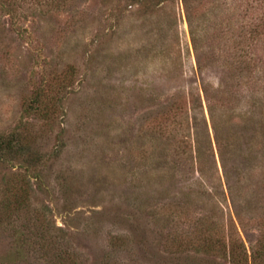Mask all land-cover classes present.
<instances>
[{
  "label": "rangeland",
  "instance_id": "obj_1",
  "mask_svg": "<svg viewBox=\"0 0 264 264\" xmlns=\"http://www.w3.org/2000/svg\"><path fill=\"white\" fill-rule=\"evenodd\" d=\"M190 7L76 0L0 20V133L41 158L0 168V201L13 179L33 190L0 209V264H231L199 247L204 218L226 244L262 240L264 15ZM37 96L47 113L27 111ZM42 226L59 236L49 255L22 244Z\"/></svg>",
  "mask_w": 264,
  "mask_h": 264
},
{
  "label": "trees",
  "instance_id": "obj_2",
  "mask_svg": "<svg viewBox=\"0 0 264 264\" xmlns=\"http://www.w3.org/2000/svg\"><path fill=\"white\" fill-rule=\"evenodd\" d=\"M76 0H0V20L3 17H9L11 20L23 21L30 17H36L38 15L44 14V7H50L51 10L54 8L66 9L73 5ZM192 0H184L189 12L191 11ZM235 0H232V2ZM239 1V6L246 5L247 12L254 11L258 15H264V0H236ZM255 28L259 26L254 25ZM257 33V31H254ZM195 31H192L194 35V42H196L197 37ZM248 56V54L242 55L241 58ZM246 61V60H244ZM244 63L243 61H241ZM51 101H42L40 96L33 99L27 106V111H34L36 113H47L51 105ZM28 137L19 132L12 133H0V168L2 167H14L17 163L20 165L17 168L23 169L24 166L20 164L21 160L27 159L28 165L25 170L33 167V165H38L41 162V158L38 154H35L33 150L26 143ZM190 148H181V153L178 152V156L186 155ZM185 153V154H184ZM28 156V157H27ZM20 162V163H19ZM30 166V167H29ZM22 178L13 179L11 184L7 187L5 191L4 198L0 201V209L5 208L6 211L11 213H18L22 211L25 207L30 204V195L33 192L32 187L22 182ZM29 208V207H28ZM1 213V211H0ZM7 213V212H6ZM202 230L197 231L196 235H200L199 247L207 253L212 251H220L227 253L229 256V262L231 264H257L258 261L264 258V237L257 244L252 246L249 250L245 245L244 241L239 238V240L233 239V242L226 244L223 240L221 231L215 230L209 226V220L207 218L201 219L199 221ZM59 236L52 235L49 227L42 226L38 228L37 233H33L30 239H23L22 244L31 246L33 245L38 250L43 251L45 255H49L52 248L58 245L56 241ZM49 264H79L78 261L66 252H60L55 254L54 258L49 261Z\"/></svg>",
  "mask_w": 264,
  "mask_h": 264
}]
</instances>
